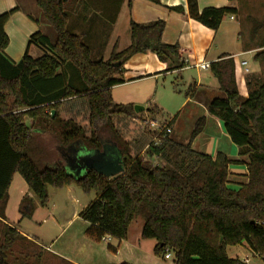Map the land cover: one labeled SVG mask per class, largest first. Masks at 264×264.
Masks as SVG:
<instances>
[{"label": "trees", "instance_id": "obj_1", "mask_svg": "<svg viewBox=\"0 0 264 264\" xmlns=\"http://www.w3.org/2000/svg\"><path fill=\"white\" fill-rule=\"evenodd\" d=\"M148 1L159 4V0ZM186 2L189 17L211 30H217L225 17L236 14L234 5L199 11L197 0ZM80 3L81 0H35L55 38L51 40L40 30L33 32L18 61L4 52L9 43L4 24L18 7L0 14V264H29L25 260L30 257L28 253H20L26 256L20 260L14 251L16 243L26 238L4 222L8 188L15 173L23 178L41 206L48 201V186L60 188L75 183L84 192L97 191L96 198L78 214L90 224L86 232L96 240L104 236L126 239L130 223L140 217V238L155 241V255L164 256L170 250L174 264H246L229 257L226 251L228 246L242 241L264 261V78L247 75L248 91L242 97L235 59L223 55L209 64L224 96L212 98L206 111L221 122L236 145V159L221 151L212 157L192 149V140L205 126L204 116L195 121L186 144L166 136L154 145L150 133L139 130L130 142L125 141L112 121L117 118L127 125L136 113L133 105L113 103L111 87L123 82L115 75L135 54L151 49L160 61H166L178 57L179 47L161 41L163 20H130L129 45L118 51L114 44L106 59L95 60L91 46L100 48L101 43L85 42L89 32L75 33L69 26L68 13L81 19ZM170 9L183 11L181 6ZM263 26L264 20L255 21L253 34ZM153 35L157 41L149 46L148 39ZM30 45L43 53L30 56ZM253 60L264 61V49L257 50ZM181 67L182 63L174 61L167 70ZM77 108H83L87 124L75 120ZM34 130L53 136L61 147L79 142L92 151L101 149L100 135L109 131L119 150L122 170L107 177L88 168L75 177L58 161L41 167L27 152ZM146 145L144 158L141 150ZM175 151L184 152L193 163L173 161ZM153 159L163 163L152 165ZM233 163H243L247 168L246 178L237 188H231L228 180L229 165ZM26 204L28 209L21 214L30 217L34 208Z\"/></svg>", "mask_w": 264, "mask_h": 264}, {"label": "crops", "instance_id": "obj_2", "mask_svg": "<svg viewBox=\"0 0 264 264\" xmlns=\"http://www.w3.org/2000/svg\"><path fill=\"white\" fill-rule=\"evenodd\" d=\"M246 1H249L248 5L252 10V13L250 14L256 17H260L261 19L262 15H264V0ZM238 3L239 0H236V2L234 3H230L228 0H197L199 11L206 7H222L228 5H234L236 7V14L233 15V18H230L229 16L225 17L217 30H211L189 17L186 0H159V4L150 2L148 0H81L79 8L81 13L80 20L82 23L81 29L89 33L92 31L111 32V30H113L118 24L119 15L123 8L127 10L128 15L130 16L129 21L133 20L138 23H148L157 19L163 20L165 22V26L160 39L163 43L177 44L179 47L178 57L168 58L166 61H160L156 54L153 55L142 52L135 54L131 57V59L134 57H137V59H146L148 56H151L153 62H156L155 69L152 70L155 75L169 73L173 74L178 72L181 73L184 70L193 68L196 72L198 80L193 84V99L190 98V110L195 108L198 109V106L204 109L206 114H202V116L206 118L207 122V119L209 118V114L206 111L208 102L214 97L224 96V92L219 88L217 80L212 75L210 68H199L195 66L196 64H210L211 62L220 59V57L223 55L233 57L236 62V76L239 92L241 91L240 89H242L243 91V89L245 88V91H243L245 95H247L248 91L246 84L247 75L250 74L256 77V79L264 78V61L253 60L254 53L257 50L264 49V26L260 28L256 34H253V32L251 31V26L249 25L250 21L247 20V18L251 15H241V18L243 16L246 22V42H242L244 39L242 30L241 33H239L240 31H237L238 35L235 36L232 33L233 30L226 29L224 27V22L227 21L228 18L229 20H235L237 18L239 9L237 5ZM175 6H181L183 8V11L179 12L170 9L171 7ZM14 7L18 8L10 15L9 19L4 24V30L9 39V43L4 52L11 60L18 61L21 59L26 49L27 39L29 35L38 30L41 31V27L44 23L40 15L41 13L35 5V0H0V14L13 9ZM77 29L78 28L74 27L73 31L75 33H78ZM115 44L117 46V43ZM32 46L34 45L29 46L28 53H30ZM245 54H250V57L253 60L251 67H249L248 60L243 57V55ZM39 55H41V53ZM243 60L247 62L246 66L240 65V62ZM174 61L182 63L183 67L171 70H167L168 68H164L165 62H171L172 64V62ZM245 67H247L248 69L247 72H245ZM184 102L185 100L182 103ZM215 119V126L218 130H220L223 136L225 148L221 149V144L215 141V139H212V141L210 140L209 142V146L202 149L204 151H202V153L207 152L206 154L214 157L218 151H221L225 153L229 158L236 159L238 157L237 147H234L233 144L229 143L227 134L225 133L221 122L217 118ZM171 139L174 140L172 137ZM110 146L114 148V153H116L117 156H120L117 146L115 144ZM65 147L69 150L68 155H70L71 159L69 158V161L67 162L65 156L60 153L62 158L57 161L61 162L65 166L66 170H70L74 173H77L76 171L79 169L75 164L76 161L73 159V157L76 155L75 150L77 149L78 151H80L79 154H92L95 152L87 149L79 142L71 143L67 146H64V148ZM58 151L60 152V149ZM101 151L97 150V152ZM110 155L111 154L109 153V155L107 156ZM55 162L50 165H44L51 166ZM83 173L84 172H82V174ZM246 175L247 168L245 164H230L228 179L229 186L238 187L240 181L245 180ZM8 197L4 210V222L12 225L10 224V222H8V220H6V217H8L6 210ZM32 216L33 212L30 217L22 215L20 220H18V223H23L21 221L22 219L27 217L31 218ZM50 221L51 222L47 223L45 229L43 231L40 230L39 232H37V234L36 232L34 234L25 232L20 224H17L16 226L13 225V227L29 241L35 242V244L39 245L41 248L48 251L52 255H55L56 257H59L65 262L71 264H113L118 261H125L129 264H170L166 261H160L159 256L153 253L152 249L155 243H151V246L150 248L148 247V250L142 249V242L146 239H141L140 237L137 238L135 243H133L132 246H130L126 251H122L119 248L122 245V239L119 240L115 246L108 244L107 249L115 254L113 255V257H110L109 255L100 256V252H98L94 247L95 243L99 242V240L90 237L86 232L90 225L88 222L83 220V222L86 223H78V226L76 228H72V219L68 220L64 226L62 225V227L59 226V222L57 219L50 218ZM59 229V234H51V236L49 235L51 238H46L49 237L48 233L50 230L57 231ZM64 232H66V237L62 241H58L63 236L61 234ZM110 238L111 237L104 241H109ZM44 239H47L46 241L48 242V244L39 242V240L42 241ZM123 240L124 243L128 242V234L126 239ZM229 247H239L243 249V252L240 251L238 252L239 254L236 252L233 256L228 255L229 257L239 258L246 264H264L262 258L254 255L248 243L245 241H242L239 245L236 246H228L226 249L227 254ZM120 253H122L123 256H121V259L119 256H117ZM248 253L252 255L253 259L248 258ZM171 257L172 255L169 258ZM118 258L120 260H117ZM171 264H174V261H172Z\"/></svg>", "mask_w": 264, "mask_h": 264}, {"label": "rangeland", "instance_id": "obj_3", "mask_svg": "<svg viewBox=\"0 0 264 264\" xmlns=\"http://www.w3.org/2000/svg\"><path fill=\"white\" fill-rule=\"evenodd\" d=\"M249 1L239 0L238 5V14L235 20H228L224 22V27L226 29L233 30L232 33L237 36V31H243L244 39L242 42H246L245 38V18H241V15L252 13V10L249 7ZM79 14V13H78ZM41 15V14H40ZM69 16V26L73 29L78 28L77 32L81 33V20L80 17L75 13H68ZM42 18V15H41ZM130 16L127 13L125 8L122 9L119 15V22L116 27L110 31L106 32H97L92 31L89 34H86L84 41L94 45L95 43L100 44V48H95L91 46L92 58L95 60L106 59L109 56L112 46L117 43V50L120 51L126 48L130 43V26H129ZM264 18V15H262ZM260 17L249 16L247 18L250 21L249 25L251 26V31L253 29L255 21H263L264 19ZM43 20V18H42ZM240 21V22H239ZM43 26L41 27V32L48 35L51 40H54L55 34L51 27L43 20ZM83 27V26H82ZM157 41L156 36L153 35L148 39L149 46L153 45ZM252 42V41H250ZM40 50V51H39ZM42 54L43 51L37 47L32 46L30 50V55L32 57H38L39 54ZM143 53L153 54L154 51L151 49L146 50ZM153 57V56H152ZM249 62V67L253 60L250 57V54L243 55ZM131 59V58H130ZM127 60L123 64V70L117 73L115 76L123 80L122 83L116 84L111 87V95L114 104H123V105H140L144 109L135 112L136 115H133L128 119L127 125H122L117 118L113 119V126L117 130L119 137L125 141L130 142L136 131H145L148 133L149 129L142 122L145 117H154L159 120H167L175 117L172 124V131L170 137H172L176 142L186 144L189 141L190 133L194 127L195 121L206 114L205 110L198 106V109L190 110V98L193 99V84L198 80L196 72L193 68L184 70L183 72L173 73V74H159L155 75L152 70L155 69L156 62H153L151 56H148L146 59L134 57L131 60ZM156 59V58H154ZM156 61V60H154ZM172 66L171 62H165L164 68H170ZM240 95L245 97V88L240 89ZM185 100L184 103H182ZM182 103V104H181ZM78 109V114L74 116L75 120L80 124H87L86 117L83 116V108ZM63 117H66L67 114H63ZM73 116V115H72ZM215 118L209 114V118L202 130L193 140L192 147L195 151L202 152L204 148L209 146L210 140L215 139L219 144H221V149H224V139L220 132L215 126ZM26 124L30 125V119L26 118ZM149 134V133H148ZM102 140V146L114 145L115 142L109 131L103 132L100 135ZM228 137V136H227ZM151 140V139H150ZM229 143L233 144L228 137ZM236 147L235 144H233ZM59 143L57 139L53 136L41 133L39 130L33 131V138L31 144L29 145L27 152L30 156L35 157L39 165L45 166L50 165L53 162L59 160L61 157L59 150ZM110 150L111 160H114L117 155L114 153V148ZM147 145L142 148L141 154L144 158L146 155ZM204 152V151H203ZM207 153V152H206ZM173 161L186 160L192 161L189 159L187 154L184 152L175 151L172 155ZM162 164L160 160L153 159L151 164L154 163ZM68 172V171H67ZM78 172V170L76 171ZM78 175L81 173L78 172ZM244 182V180H241ZM231 188H237L236 186ZM48 201L46 206H41L37 197L33 192L26 186L23 178L15 173L11 185L9 187V197L7 203V216L8 222L13 225L20 224L25 232L34 234L43 231L47 223L51 222L50 218H55L59 222V226L62 227L66 222L72 219V228H76L78 223H86L78 216L80 210L85 207L88 202L92 201L97 196V191L90 190L89 192H84L79 188L75 183L69 185H64L60 188L48 186ZM26 203L32 204L33 216L31 218H24L21 221L23 223H18V220L22 217L21 213L25 212L28 209ZM9 218V219H8ZM45 220V221H44ZM143 225V220L140 217H135L129 225L128 228V242L124 243L122 239V245L119 248L122 251H126L133 243L140 237V228ZM2 225V220L0 221V228ZM50 230L48 236L51 234H59V230ZM1 232V229H0ZM54 232V233H53ZM63 235L58 241H62L66 237V232L62 233ZM3 235L0 234V243L2 242ZM46 238H51V237ZM27 242H26V241ZM22 240L23 242L16 243L14 247L15 255L20 260L25 259L26 256H20V253H28L30 256L28 259H25L29 264H67L64 260L55 255H52L48 251L41 248L39 245L35 244L33 241L28 239ZM44 240H39L43 244H48ZM119 240L111 237L109 241H102L95 243V249L100 252L101 255H109L113 257L115 253L107 249V245L111 244L115 246ZM124 243V244H123ZM142 249L148 250L151 243H155L153 239H146L142 242ZM242 251V248L239 247H229L228 255L233 256L234 253ZM35 253L38 255L34 256ZM246 253V252H245ZM239 254V253H238ZM172 257L164 259V256H159L160 261H166L172 263L173 253L171 252ZM120 259L123 257L122 253L117 255ZM122 256V257H121ZM241 256V255H240ZM249 259H253L250 253L247 254ZM119 258L117 260H120ZM116 260V259H112ZM115 262V261H110Z\"/></svg>", "mask_w": 264, "mask_h": 264}, {"label": "water", "instance_id": "obj_4", "mask_svg": "<svg viewBox=\"0 0 264 264\" xmlns=\"http://www.w3.org/2000/svg\"><path fill=\"white\" fill-rule=\"evenodd\" d=\"M65 1V0H62ZM134 111L137 113L144 108L140 105H134L133 106ZM54 114V110H52V115ZM112 146H103V149L101 152H97V150L92 153H86V154H79L80 151L77 149L75 150L76 155L73 157V159L76 161V165L78 166V172L81 173L85 172L88 168H94L98 173L107 176V177H113L116 174L120 173L121 168V160L120 156H117L114 160H111V156L109 155V152ZM68 173L74 175L75 177L80 176L77 173L71 172L70 170H67Z\"/></svg>", "mask_w": 264, "mask_h": 264}, {"label": "built area", "instance_id": "obj_5", "mask_svg": "<svg viewBox=\"0 0 264 264\" xmlns=\"http://www.w3.org/2000/svg\"><path fill=\"white\" fill-rule=\"evenodd\" d=\"M230 18H233V16H229ZM247 62L245 60L240 62L241 66H246ZM195 66L199 67V68H208L209 67V63H199L196 64ZM248 69L247 67H245V72H247ZM170 120L171 119H167V120H159L156 119L154 117H145L143 118L142 122L147 126V128L149 129V133L151 135V142L152 144H158L163 138H165L166 136H169V134L172 131V125L170 124ZM148 147V145H147ZM155 166H158L159 163H154ZM109 239L108 236H104L102 237L101 240H107ZM254 255L258 256V254L252 252ZM171 256V251L170 250H166L164 257L165 258H169Z\"/></svg>", "mask_w": 264, "mask_h": 264}, {"label": "flooded vegetation", "instance_id": "obj_6", "mask_svg": "<svg viewBox=\"0 0 264 264\" xmlns=\"http://www.w3.org/2000/svg\"><path fill=\"white\" fill-rule=\"evenodd\" d=\"M103 147V146H102ZM101 147V149L99 150V151H101L103 148ZM60 153L63 155V156H65V158L67 159V162L69 161V158H70V155H68V152H69V150L68 149H66V147L64 148V147H61L60 146ZM71 159V158H70Z\"/></svg>", "mask_w": 264, "mask_h": 264}]
</instances>
